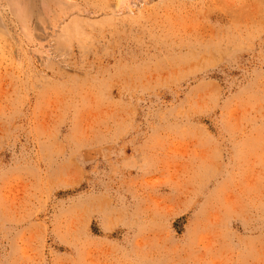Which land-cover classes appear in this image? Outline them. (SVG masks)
I'll return each mask as SVG.
<instances>
[{
  "label": "rangeland",
  "instance_id": "374dc122",
  "mask_svg": "<svg viewBox=\"0 0 264 264\" xmlns=\"http://www.w3.org/2000/svg\"><path fill=\"white\" fill-rule=\"evenodd\" d=\"M0 264H264V0H0Z\"/></svg>",
  "mask_w": 264,
  "mask_h": 264
}]
</instances>
